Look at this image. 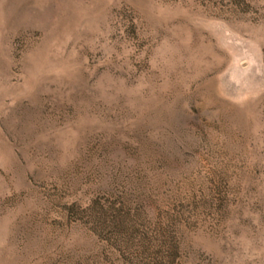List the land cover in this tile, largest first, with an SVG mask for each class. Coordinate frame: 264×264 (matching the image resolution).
Here are the masks:
<instances>
[{"label": "rangeland", "instance_id": "374dc122", "mask_svg": "<svg viewBox=\"0 0 264 264\" xmlns=\"http://www.w3.org/2000/svg\"><path fill=\"white\" fill-rule=\"evenodd\" d=\"M0 264H264V0H0Z\"/></svg>", "mask_w": 264, "mask_h": 264}]
</instances>
